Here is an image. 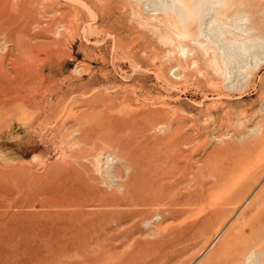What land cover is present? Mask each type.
Returning <instances> with one entry per match:
<instances>
[{
  "label": "rangeland",
  "instance_id": "rangeland-1",
  "mask_svg": "<svg viewBox=\"0 0 264 264\" xmlns=\"http://www.w3.org/2000/svg\"><path fill=\"white\" fill-rule=\"evenodd\" d=\"M231 1L226 39L262 55L234 86L144 0H0V264H264L238 244L264 211V1Z\"/></svg>",
  "mask_w": 264,
  "mask_h": 264
},
{
  "label": "bare ground",
  "instance_id": "bare-ground-1",
  "mask_svg": "<svg viewBox=\"0 0 264 264\" xmlns=\"http://www.w3.org/2000/svg\"><path fill=\"white\" fill-rule=\"evenodd\" d=\"M146 2L147 7H149L152 10V15L153 13H158V12H163V14H165L166 18L163 21V17L160 18L162 19L163 24L165 23V25H167V27L169 28V30H171L175 36L177 37V39H181V40H191L193 41L196 45L200 46L203 51L206 53V55L212 54V56L210 55V57L215 58L216 55L218 54V56L220 57L221 61H222V69L224 67V71H226L225 73H229L231 74L228 78L229 84L231 86H234L237 84V82L239 81V79L241 78H245L243 72L245 71L244 69L247 68L248 63H246L244 61L245 58V54H249L252 55L254 58H262V55H259L258 53H256V49H257V45L255 42L256 40H252L253 37H250L249 34L252 32V30H244L242 27H238L237 24H233L232 27H234L237 31L239 29H241L242 31H244V33H241L240 35H235V37L233 36V38L230 40L226 39L225 36V31L226 29H224V26H221L219 23L222 20V17L219 15V9L223 8V7H227L228 5V0H144ZM233 1V0H232ZM231 1V3H232ZM264 1V0H263ZM23 2V1H22ZM35 2V1H34ZM236 2V1H234ZM242 3V2H241ZM16 4V3H15ZM39 4V3H38ZM43 4V3H42ZM235 4V3H234ZM244 4V3H243ZM29 5V2H28ZM53 5V4H52ZM232 5V4H231ZM230 5V6H231ZM34 6V5H33ZM238 6V4L236 5ZM21 7V6H20ZM36 8V7H35ZM34 9V8H33ZM239 9V8H238ZM27 10V9H26ZM45 10V9H44ZM225 10V9H224ZM39 11V10H38ZM57 11V10H56ZM68 11V10H67ZM227 11V10H225ZM18 12V11H17ZM25 12V11H24ZM37 12V11H36ZM47 12V11H46ZM53 12V11H52ZM151 12V11H150ZM222 13V12H221ZM12 14V13H11ZM27 14V12H26ZM32 14V13H31ZM38 14V13H37ZM40 15V14H39ZM158 15V14H157ZM34 16V15H33ZM48 16V15H47ZM156 15L154 14L153 17H155ZM246 16V15H245ZM20 17V16H19ZM49 17V16H48ZM161 17V16H160ZM234 17V15L232 16V18ZM44 18V17H43ZM227 18V17H226ZM225 18V19H226ZM246 18V17H245ZM158 19V18H157ZM26 20V19H25ZM224 20V19H223ZM229 20V19H228ZM234 21V20H233ZM238 21V18L236 20V22ZM8 22V21H7ZM42 22V21H41ZM228 22V21H227ZM242 22V21H241ZM31 23V22H30ZM10 24V23H9ZM225 24V23H224ZM39 25V24H38ZM143 25V24H142ZM148 25V24H147ZM161 26V24H160ZM1 27V26H0ZM46 27V26H45ZM231 28V27H230ZM51 29V28H50ZM63 29V28H62ZM194 29H196V34L194 35V37H192L191 35V31ZM232 29V28H231ZM6 30V29H5ZM66 30V29H65ZM64 30V31H65ZM41 31V30H40ZM45 31V30H43ZM228 31V30H227ZM236 31V32H237ZM241 31V32H242ZM33 32V31H31ZM66 32V31H65ZM36 33V32H35ZM238 33V32H237ZM165 34V33H164ZM230 34V33H229ZM43 35V34H42ZM228 35V33H227ZM202 36H207L209 39V43L208 46H204L202 42H200V37ZM231 36V35H230ZM171 37V36H170ZM232 37V36H231ZM15 38V37H14ZM11 38V39H14ZM7 39V38H6ZM171 39V38H170ZM174 39V38H173ZM205 39V38H204ZM25 40V39H24ZM38 40V39H37ZM42 40V39H41ZM53 40V39H52ZM258 41H260L261 43L264 44V40L261 39H257ZM1 41V40H0ZM45 41V40H44ZM49 41V40H48ZM207 41V40H206ZM190 42V41H189ZM208 42V41H207ZM32 43V42H31ZM54 43V42H52ZM58 43V42H57ZM191 43V42H190ZM13 44V43H12ZM19 44V43H17ZM44 44V43H42ZM60 44V42H59ZM206 44V43H205ZM14 45V44H13ZM45 45V44H44ZM48 45V44H47ZM61 45V44H60ZM176 45V44H175ZM15 46V45H14ZM19 46V45H18ZM17 46V47H18ZM35 46V43H34ZM53 46V45H52ZM51 46V47H52ZM179 46V45H178ZM24 50L25 51H30V49H32V47H30L27 44H23ZM22 47V48H23ZM37 47V46H36ZM44 46H42L43 48ZM50 47V46H49ZM177 47V46H176ZM261 47H264L263 45ZM10 49V48H9ZM177 49V48H176ZM18 50V48H17ZM53 50V49H52ZM12 51V50H11ZM169 51V50H168ZM182 51L185 53L186 49L182 48ZM200 51V50H198ZM14 52V51H13ZM16 52V51H15ZM22 52V51H21ZM58 52V51H57ZM222 52V54L220 53ZM27 53V52H26ZM49 53V52H48ZM221 55H220V54ZM18 54V53H17ZM20 54V53H19ZM24 54V53H23ZM22 54V55H23ZM191 54V53H190ZM13 54L11 53V56ZM21 55V57H22ZM26 55V54H25ZM29 55V54H28ZM36 55V54H34ZM48 55V54H47ZM24 56V55H23ZM64 56V55H63ZM190 56V55H189ZM42 57V56H41ZM48 57V56H47ZM208 57V56H207ZM24 58V57H23ZM38 58V57H37ZM18 59V58H17ZM41 60V58H39ZM45 60V58H43ZM210 59V58H209ZM216 59V58H215ZM20 59H18L17 61L19 62ZM23 60V59H22ZM38 60V59H37ZM43 60V61H44ZM191 61V60H190ZM213 61V60H212ZM17 62V63H18ZM217 62V61H216ZM245 62V63H244ZM16 63V62H15ZM23 63V62H21ZM30 63V62H29ZM212 63V62H211ZM33 64V63H32ZM36 64V63H35ZM43 64V63H42ZM55 64V63H54ZM196 64V60H194L192 62V65L194 66ZM245 64V66L243 67V65ZM24 65V64H23ZM27 65V64H26ZM29 65V64H28ZM209 65V64H208ZM22 66V64L20 65ZM37 66V64H36ZM35 66V69H36ZM46 66V65H45ZM188 66L190 67L191 64H188ZM17 67V66H16ZM31 67V66H30ZM180 67V66H179ZM184 67V66H183ZM186 67V66H185ZM220 67V66H219ZM243 67V68H242ZM250 67V65L248 66ZM8 68V67H7ZM34 68V67H32ZM44 68V67H43ZM42 68V69H43ZM191 68V67H190ZM183 69V68H182ZM185 70H187V67L184 68ZM192 69V68H191ZM190 69V70H191ZM219 69V68H218ZM221 69V68H220ZM37 70V69H36ZM184 70V71H185ZM183 71L184 74H182L181 76L184 75V77L188 79L190 78V73H188L186 75V73ZM188 71V70H187ZM12 72V71H11ZM15 72V71H13ZM37 72V71H36ZM41 72V70L39 71ZM45 72V70H44ZM190 72V71H189ZM197 72V71H196ZM9 73V72H8ZM38 73V72H37ZM18 74V73H17ZM16 74V75H17ZM20 74V73H19ZM31 74V73H30ZM220 74V73H219ZM222 74V73H221ZM246 75V74H245ZM26 76V74H25ZM193 76V75H192ZM249 76V75H248ZM251 76V75H250ZM16 77V76H15ZM21 77V76H20ZM19 77V78H20ZM35 77V76H34ZM37 78V77H36ZM249 78V77H248ZM248 78H247V82H248ZM16 79V78H15ZM25 80V79H24ZM245 81V80H244ZM192 82V81H191ZM8 83V82H7ZM242 83V80H241ZM28 84V82H27ZM26 84V85H27ZM228 84V86H229ZM35 85V84H34ZM33 85V86H34ZM29 86V84H28ZM27 86V87H28ZM31 86V88L33 87ZM14 87V86H13ZM225 87V86H224ZM243 87V86H242ZM245 87V86H244ZM15 88V87H14ZM17 89V88H16ZM245 89V88H244ZM29 90V89H28ZM30 91H32L30 89ZM231 91V90H230ZM19 92V91H18ZM21 92V90H20ZM17 93V92H16ZM15 93V94H16ZM33 93V92H32ZM46 93V91H45ZM13 94V93H12ZM25 94V93H24ZM20 95V94H19ZM23 95V93H22ZM26 95L28 96L29 94L26 93ZM230 95V94H229ZM11 96V95H9ZM24 96V95H23ZM22 96V97H23ZM72 96V95H71ZM17 97V96H16ZM24 98V97H23ZM26 98V97H25ZM30 98V97H29ZM114 98V97H113ZM217 98V97H216ZM15 99V98H14ZM28 99V98H26ZM222 99V98H221ZM1 100V99H0ZM10 100V99H9ZM24 100V99H23ZM34 100H35V96H34ZM30 101V100H29ZM69 101V100H68ZM6 102H9L8 100ZM15 102V101H14ZM32 102V101H31ZM38 102V101H37ZM36 102V103H37ZM113 102V101H112ZM126 102V101H125ZM11 103V102H10ZM21 103V102H19ZM123 103V102H122ZM6 104V103H4ZM8 104V103H7ZM26 104V103H25ZM29 104V103H28ZM27 105V104H26ZM34 105V104H33ZM111 105V104H110ZM123 105V104H122ZM28 106V105H27ZM94 107V106H93ZM158 107V106H157ZM22 111V109H21ZM25 111V110H24ZM26 112V111H25ZM120 112V111H119ZM132 113V112H130ZM63 115V114H62ZM121 116V115H120ZM62 117V116H61ZM99 117V116H98ZM124 118V117H123ZM128 119V118H127ZM131 119V118H129ZM107 121H109L107 119ZM120 121V120H119ZM123 121V120H122ZM98 122V121H97ZM103 122V121H102ZM106 122V121H105ZM110 122V121H109ZM116 123V122H115ZM135 124V122H133ZM132 124V122L130 123ZM159 124V123H158ZM196 124V123H195ZM264 125V124H263ZM69 126V125H68ZM113 126V125H112ZM71 127V126H70ZM118 127V126H117ZM95 128V126H94ZM119 128H121L119 126ZM126 128V125H125ZM82 129V128H81ZM113 127H110V130H112ZM115 129V128H114ZM131 129V133H133V129L134 128H130ZM253 128H251L252 130ZM255 129V127H254ZM253 129V130H254ZM263 129V128H262ZM89 130V129H88ZM98 130V129H97ZM107 130V129H106ZM120 130V129H119ZM125 130V129H124ZM91 131V130H90ZM94 131V130H93ZM96 131V130H95ZM159 131V130H158ZM80 132V131H79ZM92 132V131H91ZM86 131L85 135L83 136V141L85 143H92L93 141V134ZM99 132V131H98ZM102 132V131H101ZM105 132V131H104ZM109 132V131H108ZM117 132V130H116ZM255 132V131H254ZM257 132V131H256ZM260 132V131H259ZM72 134V133H71ZM81 134V132H80ZM96 134V133H95ZM122 134V133H121ZM150 134V133H149ZM98 135V134H97ZM110 135V133H109ZM188 135V134H187ZM118 136V133H117ZM159 136V135H158ZM112 137V136H109ZM100 138V137H99ZM114 138V137H113ZM244 138V136H243ZM163 140V139H162ZM245 140V138H244ZM113 141V140H112ZM129 141V140H127ZM78 142V141H77ZM136 142V141H135ZM259 142V141H258ZM74 144V143H73ZM96 144V142H94V145ZM258 144V143H257ZM89 145V144H88ZM131 145V144H129ZM261 145V144H260ZM259 145V146H260ZM69 146V145H68ZM132 146V145H131ZM249 146V145H248ZM252 146V145H251ZM84 147V146H83ZM89 147V146H88ZM106 147V146H105ZM135 147V146H134ZM189 147V146H188ZM264 147V146H263ZM75 148V147H74ZM139 148V147H138ZM141 148V147H140ZM250 148V147H249ZM91 149V147H90ZM95 149V148H94ZM105 149V148H104ZM118 149V148H117ZM142 149V148H141ZM103 150V149H102ZM81 151V150H80ZM113 151V150H112ZM71 152V151H70ZM121 152V151H120ZM76 154V153H75ZM100 154V153H99ZM156 154V153H155ZM125 155V154H124ZM139 155V153H138ZM62 156V155H61ZM140 156V155H139ZM146 156V155H145ZM144 156V157H145ZM74 157V156H73ZM110 157V156H109ZM141 157V156H140ZM85 158V157H84ZM106 158V157H105ZM147 158V157H146ZM145 158V160H146ZM134 159V158H133ZM101 160V159H100ZM99 160V161H100ZM161 161V160H160ZM165 161V160H164ZM73 162V161H72ZM105 162V161H103ZM108 163V162H107ZM111 163V162H110ZM166 163V161H165ZM136 164V163H135ZM134 164V165H135ZM138 164L140 165V163L138 162ZM157 164V163H156ZM169 166V165H168ZM108 167V166H107ZM156 167V166H155ZM125 168V167H124ZM157 168V167H156ZM142 169V167H141ZM166 169V168H165ZM106 170V169H105ZM152 170V169H151ZM176 170V169H175ZM10 171V170H9ZM92 171V170H91ZM109 171V170H108ZM160 171V170H159ZM77 172V171H76ZM117 172V171H116ZM167 172V171H166ZM5 173V172H4ZM92 173V172H91ZM100 173V172H99ZM107 173V172H106ZM9 174V173H8ZM168 174V173H167ZM11 175V174H10ZM125 175V174H124ZM142 175V174H141ZM154 175V174H153ZM41 177V176H40ZM60 176H58L59 178ZM87 177V176H86ZM117 177V175H116ZM89 178V177H88ZM121 178V177H120ZM118 178V179H120ZM125 178V177H124ZM149 178V177H148ZM12 179V178H11ZM17 179V177H16ZM18 179L19 176H18ZM123 179V178H122ZM142 179V178H141ZM163 179V178H162ZM22 180V179H21ZM80 180V179H79ZM94 180V179H93ZM99 180V179H98ZM113 180V179H112ZM126 181V180H125ZM12 182V181H11ZM119 182V181H118ZM99 183V182H98ZM118 184V183H117ZM127 184V183H126ZM44 185V184H43ZM46 185V184H45ZM165 185V184H164ZM108 186V185H107ZM149 186V185H147ZM105 187V186H104ZM144 187V185H143ZM103 188V187H102ZM89 191V190H88ZM235 191V190H234ZM234 191L232 193H234ZM33 192V191H32ZM136 192V191H135ZM141 192V191H140ZM35 193V192H34ZM163 192L160 191L159 188L156 187L155 184H150V186L148 187L147 191H146V195L150 196V197H159L160 195H162ZM133 195V194H132ZM233 195V194H232ZM122 196V194H121ZM135 196V194H134ZM235 196V194H234ZM128 198V197H127ZM131 199V197H129ZM142 198V197H141ZM154 199V198H153ZM1 200V199H0ZM124 200V199H123ZM142 200V199H141ZM19 201V200H18ZM11 203V202H10ZM100 203V202H99ZM142 203V202H141ZM97 205V204H96ZM100 205V204H99ZM6 206V205H5ZM19 207V206H18ZM152 207V206H151ZM66 208V207H65ZM68 208V207H67ZM79 208V207H78ZM31 209V208H30ZM103 209V208H102ZM4 210V209H3ZM27 210V209H25ZM118 210V209H117ZM116 210V211H117ZM38 211V210H37ZM90 212V211H89ZM121 212V211H120ZM1 213V211H0ZM25 213V212H24ZM89 214V213H88ZM83 216V215H82ZM42 217V216H41ZM6 218V217H5ZM95 221V220H94ZM11 223V222H10ZM252 223V229H251V235L250 237L246 238L245 241L243 243L238 242V244H241V247L245 248L248 247V244H252V243H259L260 245H262V243L264 242V211L261 214V216L256 217V218H252L251 222ZM5 227V226H4ZM10 230V229H9ZM86 230V229H85ZM244 233V232H243ZM241 234V233H240ZM245 234V233H244ZM87 235V234H86ZM240 237V235H239ZM244 240V239H243ZM105 241V240H104ZM233 241L236 242V240L234 239H229L228 242H224L225 244H227L228 246H232ZM57 242V241H56ZM90 242V241H89ZM110 242V241H109ZM3 243V242H2ZM45 243V242H44ZM75 244V243H74ZM224 245V244H223ZM239 247V246H238ZM44 248V247H43ZM51 248V247H50ZM252 253V252H251ZM261 253V252H260ZM52 254V253H51ZM50 254V255H51ZM262 254V253H261ZM256 254H251L247 260H254ZM259 256V255H258ZM216 260V259H215ZM256 260V258H255ZM47 262V260H46Z\"/></svg>",
  "mask_w": 264,
  "mask_h": 264
}]
</instances>
